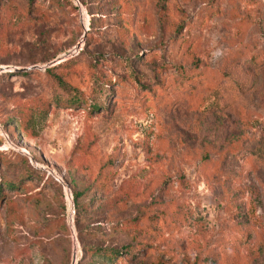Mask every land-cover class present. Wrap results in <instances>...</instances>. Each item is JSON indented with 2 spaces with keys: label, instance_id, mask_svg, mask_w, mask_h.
Segmentation results:
<instances>
[{
  "label": "rangeland",
  "instance_id": "374dc122",
  "mask_svg": "<svg viewBox=\"0 0 264 264\" xmlns=\"http://www.w3.org/2000/svg\"><path fill=\"white\" fill-rule=\"evenodd\" d=\"M0 138V264H264V0H0Z\"/></svg>",
  "mask_w": 264,
  "mask_h": 264
},
{
  "label": "trees",
  "instance_id": "16d2710c",
  "mask_svg": "<svg viewBox=\"0 0 264 264\" xmlns=\"http://www.w3.org/2000/svg\"><path fill=\"white\" fill-rule=\"evenodd\" d=\"M67 101H69L71 104L72 103H77L79 102V100L77 99L76 96L69 98ZM66 101V102H67ZM65 102V103H66ZM91 105V104H90ZM92 110L98 108V106L96 104H94L93 106H91ZM26 118H23L22 115H20L18 118H16L13 123L14 124H19L20 126H25L27 123L31 122L32 119L34 118V112H32V110L29 109L28 113L25 114ZM0 142H1V138H0ZM54 182H56L62 189L63 186L60 182H58L57 180H55V178H53ZM0 183L4 184V182L0 181ZM1 184V185H2ZM5 185H10L11 186V182H5ZM70 190L72 193V198H73V202H74V207H75V214H76V226L79 223L80 219H83L84 216L86 215V211L88 210V206L86 203H84L83 200H81V197L84 194V190H78V189H72L71 186ZM1 186H0V197H1ZM64 192V189H63ZM84 251L83 254H90L93 257L95 256H101L103 257V259H106L107 261L111 262V263H115L118 260H121L125 257L126 253L122 252L118 249L115 248H107V247H101V246H89V247H83Z\"/></svg>",
  "mask_w": 264,
  "mask_h": 264
},
{
  "label": "water",
  "instance_id": "95a60500",
  "mask_svg": "<svg viewBox=\"0 0 264 264\" xmlns=\"http://www.w3.org/2000/svg\"><path fill=\"white\" fill-rule=\"evenodd\" d=\"M53 177L63 185L64 189H65L68 193L71 192V191H70V188L68 187V185L65 183V181L63 180V178H62L61 176H59V175H57V174L55 173V174H53ZM70 200H71L72 212H73V211H74V210H73V207H74V206H73V198H72V196L70 197ZM71 220H72V219H71Z\"/></svg>",
  "mask_w": 264,
  "mask_h": 264
},
{
  "label": "built area",
  "instance_id": "2783aa9c",
  "mask_svg": "<svg viewBox=\"0 0 264 264\" xmlns=\"http://www.w3.org/2000/svg\"><path fill=\"white\" fill-rule=\"evenodd\" d=\"M55 180H56V179H55ZM58 182H59V181H58ZM62 186H63V185H62ZM63 189H64V187H63ZM70 191H71V190H70ZM64 194H65V198H66L68 204L71 205L70 197L72 196V193H71V192L68 193V192L64 189Z\"/></svg>",
  "mask_w": 264,
  "mask_h": 264
}]
</instances>
